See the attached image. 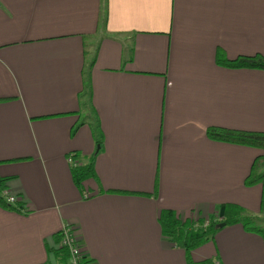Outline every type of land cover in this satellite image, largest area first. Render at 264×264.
I'll return each instance as SVG.
<instances>
[{"label":"crops","instance_id":"0c3cea01","mask_svg":"<svg viewBox=\"0 0 264 264\" xmlns=\"http://www.w3.org/2000/svg\"><path fill=\"white\" fill-rule=\"evenodd\" d=\"M217 54L264 57V0H0V177L20 205L0 207V264H66V224L86 264H187L161 209L264 219L245 185L263 151L206 133L264 132V70ZM94 154L76 187L67 157ZM209 240L191 261L264 264L263 232Z\"/></svg>","mask_w":264,"mask_h":264},{"label":"trees","instance_id":"16d2710c","mask_svg":"<svg viewBox=\"0 0 264 264\" xmlns=\"http://www.w3.org/2000/svg\"><path fill=\"white\" fill-rule=\"evenodd\" d=\"M104 13L105 12L101 13V21L104 20ZM216 62L228 68L264 70V57L258 54L253 56H239L232 60H227L226 58L221 57L220 54H217ZM93 126L95 129L98 127L97 123ZM206 133L212 140L254 146L263 151V155L256 159V163L253 165V168H251L250 173L245 180V185L260 183L264 186V168H261L264 163V132L209 127ZM94 156L95 154L91 157L88 164L72 167L70 174L76 187L79 188L81 182L92 175L91 166ZM6 180V178L0 177V207L6 210H16L20 205H12L6 202L2 195V191L6 189ZM261 197L264 201V188ZM255 220H257L256 216L246 214L242 209H238L234 206L228 207L225 217L222 219L224 225L239 223L246 231H255L262 234V230L254 225ZM158 223L163 236L173 242H180L182 244L187 264H210L207 260L201 262L191 261L189 258V251L202 245L213 236L214 232L218 229L215 228L217 221H213L212 218L206 220L200 218L193 220L180 219L172 210L161 209L159 212ZM58 249L62 252L64 257H67V252L64 248L59 247Z\"/></svg>","mask_w":264,"mask_h":264},{"label":"built area","instance_id":"2783aa9c","mask_svg":"<svg viewBox=\"0 0 264 264\" xmlns=\"http://www.w3.org/2000/svg\"><path fill=\"white\" fill-rule=\"evenodd\" d=\"M67 160L71 166H77V162L72 155H69ZM2 195L4 196L6 202L12 205L19 204L16 196L9 194L6 190L2 191ZM75 228V226L70 224H66L61 227L57 247H62L66 250L67 264H86L84 252L79 243V238ZM213 264L219 263L213 262Z\"/></svg>","mask_w":264,"mask_h":264},{"label":"rangeland","instance_id":"374dc122","mask_svg":"<svg viewBox=\"0 0 264 264\" xmlns=\"http://www.w3.org/2000/svg\"><path fill=\"white\" fill-rule=\"evenodd\" d=\"M189 213V212H188ZM244 213H246V214H249V215H251V216H254V214L252 213V212H248L247 210H244ZM257 215H260V213L259 214H257ZM254 225L259 229H261L262 230V232H263V234H264V219L262 218V217H260L259 219H257V220H255L254 221ZM210 240H207V242H209ZM207 242H205V243H207ZM204 244V243H203ZM201 246V245H200ZM200 246H198V247H196V248H194V249H197V248H199ZM194 249H192V250H194Z\"/></svg>","mask_w":264,"mask_h":264},{"label":"water","instance_id":"95a60500","mask_svg":"<svg viewBox=\"0 0 264 264\" xmlns=\"http://www.w3.org/2000/svg\"><path fill=\"white\" fill-rule=\"evenodd\" d=\"M223 225H224V222L217 223V224L215 225V228H220V227H222Z\"/></svg>","mask_w":264,"mask_h":264}]
</instances>
